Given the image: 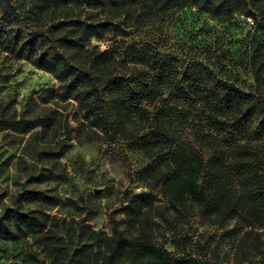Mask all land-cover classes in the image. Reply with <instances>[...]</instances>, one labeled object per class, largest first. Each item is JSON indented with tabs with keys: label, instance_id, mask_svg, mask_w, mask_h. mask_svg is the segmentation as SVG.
<instances>
[{
	"label": "clouds",
	"instance_id": "1",
	"mask_svg": "<svg viewBox=\"0 0 264 264\" xmlns=\"http://www.w3.org/2000/svg\"><path fill=\"white\" fill-rule=\"evenodd\" d=\"M262 45L264 0H0V264H264Z\"/></svg>",
	"mask_w": 264,
	"mask_h": 264
},
{
	"label": "trees",
	"instance_id": "2",
	"mask_svg": "<svg viewBox=\"0 0 264 264\" xmlns=\"http://www.w3.org/2000/svg\"><path fill=\"white\" fill-rule=\"evenodd\" d=\"M262 46H264V45H262ZM262 67H264V66H262ZM207 103L210 104L211 101L209 100V101H207ZM171 158L177 163L178 166H183L184 164H193L194 163L198 167H203V165L199 159L193 160L190 156L186 155L183 150H178L176 152L171 153ZM213 171H214V178L216 176H223V169L217 167ZM216 182H217V184L220 183V181H216ZM169 187H171V185H169ZM171 190L176 191V192L181 191V189L178 187L171 188ZM217 190L218 191H226L227 189L224 187H218ZM192 191H193V194L195 195V190L192 189ZM162 264H167V262L164 258H162Z\"/></svg>",
	"mask_w": 264,
	"mask_h": 264
}]
</instances>
